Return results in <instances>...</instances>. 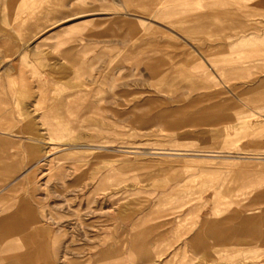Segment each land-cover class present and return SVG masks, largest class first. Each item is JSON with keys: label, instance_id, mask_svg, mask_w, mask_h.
Listing matches in <instances>:
<instances>
[{"label": "rangeland", "instance_id": "1", "mask_svg": "<svg viewBox=\"0 0 264 264\" xmlns=\"http://www.w3.org/2000/svg\"><path fill=\"white\" fill-rule=\"evenodd\" d=\"M0 10V264H264V0Z\"/></svg>", "mask_w": 264, "mask_h": 264}, {"label": "bare ground", "instance_id": "2", "mask_svg": "<svg viewBox=\"0 0 264 264\" xmlns=\"http://www.w3.org/2000/svg\"><path fill=\"white\" fill-rule=\"evenodd\" d=\"M26 227L27 226H22V228L25 230L26 229ZM0 229H1V235H7L8 234V231H9V229H12V227L11 226H8V224L7 223H5V222H1L0 223ZM8 230V231H7ZM25 257H26V254H25ZM23 258V257H22ZM22 264H30L29 263V258L26 260V261H23V263Z\"/></svg>", "mask_w": 264, "mask_h": 264}, {"label": "crops", "instance_id": "3", "mask_svg": "<svg viewBox=\"0 0 264 264\" xmlns=\"http://www.w3.org/2000/svg\"><path fill=\"white\" fill-rule=\"evenodd\" d=\"M1 11V10H0ZM140 242H137V244H139Z\"/></svg>", "mask_w": 264, "mask_h": 264}]
</instances>
